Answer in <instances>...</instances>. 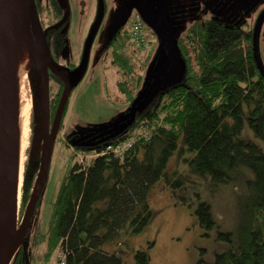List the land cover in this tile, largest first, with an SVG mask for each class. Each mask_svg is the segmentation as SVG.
<instances>
[{
	"label": "trees",
	"instance_id": "16d2710c",
	"mask_svg": "<svg viewBox=\"0 0 264 264\" xmlns=\"http://www.w3.org/2000/svg\"><path fill=\"white\" fill-rule=\"evenodd\" d=\"M253 21L239 26L208 18L195 21L182 33L175 42L183 70L180 79L161 89L123 132L106 140L80 141L75 146L82 160L76 159L64 175L51 201L46 228L38 229L37 222L31 231L28 226L9 264H25L23 245L28 264L35 257L50 263L57 251L64 253V264H122L119 246L104 249L103 245L122 244V236L139 232L149 222V192L156 183L168 186L172 195L175 188L183 187L184 177H172L167 168L177 149L188 153L183 161L189 171L216 184L235 185L241 178L243 193L248 192L243 207L252 222L236 240L230 231L220 229L209 203L200 201L192 210L203 235L214 230L218 240L227 242L211 263L198 264H264V77L254 61ZM144 44L145 35L137 46ZM133 45L121 27L103 51V55L108 50L112 53L111 64L120 74L116 87L127 101L141 81L131 60L134 51L129 52L128 47L136 52L142 47ZM259 53L264 65L260 41ZM147 61L143 60V67ZM28 76L33 103L29 124L38 165L44 101L38 100L30 70ZM57 89L55 94H50L49 88L46 93L49 129L62 84ZM68 99L56 135L63 130ZM247 128L261 142L250 139ZM128 139V148L114 153L113 149ZM33 170L30 164L24 166L21 207L29 197ZM133 257L135 264L150 261L148 250L141 248L134 250Z\"/></svg>",
	"mask_w": 264,
	"mask_h": 264
},
{
	"label": "rangeland",
	"instance_id": "374dc122",
	"mask_svg": "<svg viewBox=\"0 0 264 264\" xmlns=\"http://www.w3.org/2000/svg\"><path fill=\"white\" fill-rule=\"evenodd\" d=\"M67 2L70 16L69 26L61 36L63 43L57 52H54L50 45L47 46L55 62L70 67L71 63L77 62L79 56L81 57L83 42L95 17L97 0H67ZM103 3V19L90 48L85 74L70 92L63 119V130L55 136L52 143L48 170L29 225L30 231L35 222L38 229L46 228L51 201L55 199L64 175L76 159L82 160L83 155L75 149V146L80 141L91 143L106 140L123 132L161 89L180 79L183 70L175 42L182 33L195 21L208 18L231 25L247 26L259 9L264 7V0H103ZM137 18L144 24L145 44L140 45L142 49H137V52L131 46L128 47V51H134L131 60L134 63L135 73L141 75V81L133 98L127 101L116 87L120 74L111 64L112 53L110 55L108 50L103 55V50L118 29L122 27L128 32L132 22ZM259 41L263 49L264 21L261 25ZM140 46L134 43L133 48ZM25 50L22 72L26 77L30 99L24 112L25 130L21 135L22 179L26 164H30L31 169L34 170L31 173L29 197L25 201V206H20L19 197L18 226L24 216L39 168V164L34 162L36 146L35 142L31 141L32 130L29 124L30 116L33 114V103L28 80L31 63L26 40ZM145 58L148 61L143 67L142 62ZM61 84L57 77L49 74L50 94L57 93V88ZM18 104L19 101L15 96L17 110H19ZM44 115L47 121L45 132H48L46 112ZM43 119L40 122L42 135ZM246 130V135L250 139L261 142L248 128ZM178 150L170 156L167 168L168 174L172 177L177 175L184 177L183 187L175 188V195H172L168 186L160 182L156 183L149 192L152 209L149 222L139 232L122 236L120 239L122 244L103 245L104 249L106 246L114 248L119 246L122 250L120 254L122 264H135L133 252L140 248L148 250L150 255L148 264H198L201 261L211 263L215 254L227 247V242L218 240L214 230L208 236L202 234L196 216L192 213L200 201L210 204L220 229L230 231L234 240L252 222L249 213L243 207L248 192L243 193L241 178L235 180V185L216 184L208 177L189 171L187 163L183 161L188 153ZM117 154H120L119 151ZM88 158L89 156L86 157V162ZM149 242H153L150 247L147 246ZM31 264L49 263L35 257Z\"/></svg>",
	"mask_w": 264,
	"mask_h": 264
},
{
	"label": "water",
	"instance_id": "95a60500",
	"mask_svg": "<svg viewBox=\"0 0 264 264\" xmlns=\"http://www.w3.org/2000/svg\"><path fill=\"white\" fill-rule=\"evenodd\" d=\"M21 4V14L23 18V29L26 44L28 47L29 58L31 66L29 70L32 73L34 86L38 95L39 102H43V111L39 122L46 112L48 117L46 93L48 89V72L57 77L63 84L59 103L55 112L52 125L49 129V138L44 145L43 135L39 124V132L42 138L41 153L39 159V168L34 181L32 191L30 193L29 202L26 205L24 216H22L19 227L23 231V238L16 249L11 253L5 244L4 223L6 219L7 209V183L10 169L11 159V142H12V126H11V112H12V98H11V79H10V65L9 53L7 47L8 34V19H7V0H0V264H9L14 254L21 245L26 230L32 218L35 205L37 203L41 186L46 176L49 158L54 141L57 125L59 123L63 108L66 104L71 90L83 78L88 60L90 48L97 30L101 24L104 13L103 0H97L96 16L85 38L79 64L68 70L66 67L56 63L50 56L45 40V36L41 29L37 13L35 10L33 0H19ZM66 19L64 16L63 20ZM61 21V22H62ZM264 21V7L259 11L255 18L252 27V49L254 61L260 74L264 77V65L262 63L259 53V34L261 25ZM28 70V72H29ZM29 77V76H28ZM29 80V78H28ZM30 87V85H29ZM49 124V123H48ZM47 130V121H46ZM25 257V264H28L26 248L22 246Z\"/></svg>",
	"mask_w": 264,
	"mask_h": 264
},
{
	"label": "bare ground",
	"instance_id": "6f19581e",
	"mask_svg": "<svg viewBox=\"0 0 264 264\" xmlns=\"http://www.w3.org/2000/svg\"><path fill=\"white\" fill-rule=\"evenodd\" d=\"M7 19L8 34L7 47L9 53L10 79H11V126H12V142H11V159L10 169L7 183V209L6 219L4 223L5 244L12 253L19 245L23 238V231L17 224V211L20 197V187L22 182L23 168V144L21 146V135L25 128V116L27 102L30 99L26 77L22 72L25 36L23 29V18L21 14V4L19 0H7ZM15 96L19 101V110L15 105ZM46 115H43V140L44 145L49 138L46 131ZM136 136V135H135Z\"/></svg>",
	"mask_w": 264,
	"mask_h": 264
},
{
	"label": "flooded vegetation",
	"instance_id": "af4514ba",
	"mask_svg": "<svg viewBox=\"0 0 264 264\" xmlns=\"http://www.w3.org/2000/svg\"><path fill=\"white\" fill-rule=\"evenodd\" d=\"M33 2H34L35 10L37 13V17H38L41 29H42L43 34L45 36L46 44L50 45L51 49H53L54 52L55 51L57 52V50L60 49V47L63 43V39L61 38V36L63 35L62 33L69 26L70 8L68 5V2H67V0H33ZM96 9H97V5H96ZM261 9L262 8H260V10ZM259 11L257 12L256 16L258 15ZM103 15H104V13H103ZM64 16H66V19L64 21H62ZM95 16H96V13H95ZM256 16L254 17V21H255ZM254 21H253V24H254ZM92 23L90 24L88 31H89ZM99 28H100V26H99ZM99 28H98V30H99ZM83 44H84V42H83ZM47 48H48V46H47ZM82 48H83V45H82ZM82 48H81V52H82ZM51 55L52 54H50V56ZM52 59L54 60L53 57H52ZM79 61H80V56H79V59L77 62L71 63L70 67H68V66H64V67H66L68 70H71L79 64ZM49 74H51V73L48 72V76H49ZM62 87H63V84H62Z\"/></svg>",
	"mask_w": 264,
	"mask_h": 264
},
{
	"label": "built area",
	"instance_id": "2783aa9c",
	"mask_svg": "<svg viewBox=\"0 0 264 264\" xmlns=\"http://www.w3.org/2000/svg\"><path fill=\"white\" fill-rule=\"evenodd\" d=\"M129 37L130 39L135 43V44H140L143 39H144V24L142 22L141 19L137 18L135 19L132 24L131 27L128 31ZM131 144L130 139L121 142L119 145H117L113 151L114 153H119L121 154L123 151H125L128 146ZM64 253L59 251L58 254H56V259L52 262H50L49 264H64Z\"/></svg>",
	"mask_w": 264,
	"mask_h": 264
}]
</instances>
